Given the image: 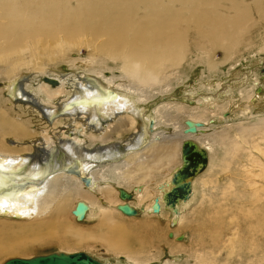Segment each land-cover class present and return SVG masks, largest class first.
Instances as JSON below:
<instances>
[{
    "label": "bare ground",
    "instance_id": "obj_1",
    "mask_svg": "<svg viewBox=\"0 0 264 264\" xmlns=\"http://www.w3.org/2000/svg\"><path fill=\"white\" fill-rule=\"evenodd\" d=\"M254 11L259 14V19H255ZM262 26L264 0H0V76L7 81L4 89H0V257L22 255L35 245L42 246L53 241L67 247L90 248L91 244L85 242L87 236L80 231L83 224L93 220L108 232L107 228L115 224L113 214L116 213L130 220L144 215L163 220L168 215L172 227L186 223L184 209L196 198L198 182L195 179L209 165L212 166L209 161L213 147L203 137L207 126L206 116L203 115L210 110L214 120H224L225 114L219 113L226 109L222 104L225 100L229 105H234L235 89L244 88V82H240L244 77L242 73H237L234 76L236 82L226 87L223 93L197 97L201 98L200 103L203 102L197 104V109L200 108L202 113L197 112L195 107L177 102H162L164 104L156 105L152 110L146 109L145 105L159 93L172 90V77L179 73L194 53L206 56L205 63L208 64L209 59V65L213 68L211 55L214 52L221 49L227 58L232 57L242 43L247 46L255 44L253 41L251 43V32ZM83 48L89 51L88 59L81 61L86 77L91 73L100 80L88 78L85 85H78L73 101L64 102L61 108H43L50 125L62 123L60 117L66 116L60 115L62 110L70 113L81 111L91 124L92 132L86 135L83 129H79L91 142L111 141L116 135L115 139H119L124 132L136 127L135 139L130 141L123 153L118 147L112 150L110 145L103 147L109 148L107 151L95 149L86 155L82 149L85 142L81 139H75L78 145L70 142V146L58 152L53 135L43 129L44 150L35 155L22 153L30 148L19 149L10 145L8 137L13 136L24 142L41 134L33 131L30 120L23 121L20 116L18 121L15 119L17 115L11 113L13 100L24 98L17 81L19 76L28 68L39 74L40 79L49 75L54 82L50 83L57 85L58 82L52 80L56 75L49 74L50 65L56 61L65 63L68 55L76 50L79 53ZM67 61L73 69H79V60ZM110 61L120 65L121 78H116L114 74L109 77L112 71L108 65ZM251 78L252 75H247L245 79L250 82ZM49 81L46 82L49 84ZM47 83L41 84L38 94L47 99L44 101L46 105H51L66 93V80H61L57 88ZM261 83L255 80L252 87ZM5 90L10 93L8 98L4 97ZM187 93V97H184L188 100L195 96L192 92ZM241 94L245 96L244 91ZM263 97L264 86L251 90L248 94L250 106L256 108L264 105ZM185 102L194 104L187 100ZM230 111L234 114V110ZM119 114L124 115L122 119L105 126L113 123ZM185 117L188 119L182 126L180 120ZM244 134L242 132L237 140L220 138V145L228 151L224 171H228L244 152V140L250 136ZM260 134L264 137V130ZM186 139H192L206 149L208 164L201 173L190 178L192 191L189 198L181 200L173 209L165 202L164 194L172 188L173 174L182 164V145ZM85 177H89L90 182ZM231 178H227L230 184L227 182L229 185L220 189L224 200L234 196L236 185ZM214 181V178L203 179V187L214 184ZM129 183L134 186L132 191L126 188ZM122 189L131 197L122 198ZM252 195L249 194L250 197ZM256 200L261 203V196L257 195ZM79 204L82 205L81 211H75ZM124 205H129L135 212L126 213L122 210ZM250 206L249 210L245 208L248 211L245 213V223L252 238V241L248 239L251 241L249 247L255 249L259 245L258 237L262 236L264 230V206ZM219 213L222 216L221 224L227 212ZM102 226H98L99 230ZM54 230L74 238L53 237ZM174 234H170V237L173 238ZM93 236L92 239L96 240L97 235ZM188 236L179 235L176 239L185 242ZM105 241L115 258H120L121 264H144L142 254L132 251L122 229L112 228ZM54 253L71 254V251ZM87 255L99 264H114ZM201 263L204 261L201 260ZM155 264L173 263L169 260Z\"/></svg>",
    "mask_w": 264,
    "mask_h": 264
},
{
    "label": "rangeland",
    "instance_id": "obj_2",
    "mask_svg": "<svg viewBox=\"0 0 264 264\" xmlns=\"http://www.w3.org/2000/svg\"><path fill=\"white\" fill-rule=\"evenodd\" d=\"M253 15L256 16H254L255 19L260 18L256 11L253 12ZM253 31L251 32L250 39L251 43L252 41L255 43L253 44L254 46H247L243 45L244 43H242L238 52L234 53V55L229 58H227L223 50H217L211 55V59L214 60L213 68H211L209 65V59L208 64L205 63L207 58L206 56H197L198 54L194 53V56L189 57L186 64L181 67L182 70L180 69L179 73L176 72L172 77V90L167 93H159L155 99H152L145 105L146 109L152 110L156 105L159 106L164 104L162 102H177L176 104L181 103L187 104L186 106L189 105V107H195L197 112H201L200 108L197 109V104L200 103L199 101L201 98L197 99V97H203V95L211 97L215 94L217 95V93H223L226 87L236 82L234 80V76L237 73H242L244 77L242 81H240L244 82V88L235 89L233 95L234 105H229L225 100L222 104L226 106V109L219 113L221 115H226H224V120H214L215 117L210 110H208V114L205 113L203 115L204 117L206 116L205 118L207 119V126L204 130L203 137L206 138V143L210 146L212 145L213 147V152L209 161V164H212V166L210 167L209 165L208 169L195 179L198 182L196 186L197 188L195 189L196 198L184 209L186 223L182 225H176L177 227H172L169 219L167 218L168 215L164 216L163 220L145 215L141 216L137 220H130L124 215H121V213H116L113 214L115 224L107 228L108 232H106V228H104L101 224L100 225L103 229L101 228V230H99V227L101 226L97 225L99 223L96 221L95 223L93 220L83 224V229L80 231L87 236L85 242L91 244L90 248H80L78 246L75 247L74 245L67 247L53 241L42 246L35 245L31 249L22 253V255L2 256L0 257V264L5 263V261L12 258L29 259L35 256L48 255L58 251L65 253L70 251L71 253L85 252L96 259L101 260L102 262H104L103 260L105 259V262L107 260L106 263L121 264L120 258H118V260L115 258L116 256L112 251L109 250V246L107 245L108 243L105 241L106 236L109 235L111 229L115 227H118L125 232L128 240L130 241V248L133 252L142 254L144 264L156 262L167 263L169 260L173 264H206V262L207 264H210L209 261H211V264H264V230L262 236L258 237L260 239L258 242L259 245H257L255 249L254 247L250 248L248 243L252 241V238L248 235V225L245 223V213L251 208V204L264 206V137L260 134V131L264 130V105L262 104L261 106L253 108L249 104L250 99H248V94L251 93V90L264 86V26ZM253 33L255 35H252ZM71 54V56L68 55V58L65 60L66 62L63 61L65 63H62V61H56V63H53L48 68L49 74H52V76L56 75L55 78L52 77V80L57 81V85L50 83L52 81L47 74L40 79L39 74L29 70L28 68L22 71V74L19 76L17 81L24 98H20L18 101L16 99L13 100L14 104H12V106L15 108V111H13V108L11 113L14 116L17 115L15 119L18 121L21 119L20 116L22 117L23 121L30 120L32 127L34 128L33 131L37 130L38 135H41L35 139L25 140L24 142L18 141L13 136H10L7 139L8 143L10 145L17 146L19 149H22L23 147L25 148L27 146L30 148V150H25L22 153L26 152L24 154L30 153L35 155L37 152L44 150L45 139L43 138V129H47V131L53 135V140H56L58 152L61 151V148L70 146V142L75 144V139H81L85 142L82 144V149L86 152V155H90V153L95 149H102L103 147L110 145H112V147L109 148L112 150H116L115 148L118 147L120 153H123V150L131 144L130 141L135 139V134L137 131H134L136 130V127L128 132H124L123 136H121L119 139H115L117 136L115 134V138L111 141L93 143L88 137L85 136V134L88 135L92 132L90 131L91 124L87 121V117L84 116L85 114L81 111H71L70 113L62 110L60 115H66L60 117L63 120L62 123L50 125V121L47 118V113L43 110V108H61L65 105L64 102L67 103L73 101L78 85H85V80L88 78L99 79L91 73H89L88 77H86L87 73L85 72L84 68L81 67L83 64L81 61L86 60L89 57V51L86 50V48L81 49L79 53L78 50H76V52L74 51ZM68 59L79 60V69H73L68 64ZM108 65L112 69L111 72L106 70L107 72H110L109 74H111L109 77L114 74L116 78H121L123 74L119 72L120 70L118 68L120 67L118 66L120 65L114 63L113 61H110ZM1 68H3V66H1ZM247 75H252V78L249 79L250 82L245 79ZM48 79L50 80L49 84L46 82ZM175 79L177 80L175 81ZM61 80H66V93L63 97L55 100V102H53L51 105H46L44 101L47 99L45 97H41V95L38 94L39 87L42 83H47L53 88H57L59 87ZM253 80H259L260 83H262L252 87L254 83ZM6 83V79L3 76H0V89L3 90L6 86ZM214 88H216V90ZM6 90L4 91V97L8 98L10 93ZM240 91H244L245 96H243ZM187 92H192L195 94V96L188 100L185 98L187 97ZM185 100L193 102L194 104H189L188 102H185ZM201 103L203 102L201 101ZM244 109H248L249 112H243L246 111ZM202 110H204V107H202ZM230 110H234V114ZM43 111L45 114H43ZM70 114H72V116ZM122 116L124 115L119 114L114 118L112 121L113 123L109 122L105 126L108 124L113 125L115 122L122 119ZM187 119L188 118L185 117L180 120L182 126H185V121ZM79 128L83 129L85 134L81 133L82 130ZM253 130L255 133H253ZM173 131L174 130L172 129L171 132L173 133ZM242 132H245L244 135H250L246 140H244V145L242 147L244 152L241 153L242 156L240 155V157H238L236 162L231 166L230 169H228V171H224L223 164H225V161L227 162L228 151L227 148L220 145L219 140L221 137H227L228 140L229 138L232 140H237ZM99 133L100 132H98V134ZM109 148H103V150L107 151ZM220 161L223 162L220 164ZM142 170H144L143 167ZM143 175L141 177H143ZM231 176V180L234 181L236 186L234 190V196H229L230 198L228 197L226 199L228 201L227 202L222 198L223 195L221 194L223 193L221 190L224 189L228 183L230 184V180H227V178H230ZM210 178H214V184H208V186L204 185L203 187V179L208 180ZM215 184L216 186L214 187ZM126 188L127 190L132 191L134 186L129 183L126 185ZM253 189H255L256 192ZM249 194L253 195L250 197ZM257 195L261 196V203L257 202ZM220 197L222 198L221 202ZM250 200L252 202H250ZM135 204L138 203L135 202ZM221 205H226L224 206L226 210L222 208ZM243 205L244 207H242ZM220 208L223 210H220ZM223 211H226L227 213L224 214L225 217L223 216V223L220 224L219 222L221 221L222 216L219 212ZM262 214L264 215V212ZM243 219H245V221H243ZM73 225L74 224L72 223V226ZM74 226L77 227L76 225ZM1 227L2 226L0 225V229H2ZM212 231L215 232L212 234ZM60 232L54 230L52 231V236H66L67 239H69V235ZM173 233H175L173 236L174 239L170 237V234ZM176 234H178V236ZM184 234L187 236L189 235V238L187 237L184 240L185 242H180L176 239L179 237V235L181 237ZM93 235H97L96 240L92 239ZM70 238V240H73L74 237ZM143 243H146V246H143ZM180 243H184L185 245L180 246ZM146 260L151 261L148 262ZM201 260H203L204 263H201ZM213 260H215L214 263ZM122 264L128 263L122 262Z\"/></svg>",
    "mask_w": 264,
    "mask_h": 264
},
{
    "label": "water",
    "instance_id": "obj_3",
    "mask_svg": "<svg viewBox=\"0 0 264 264\" xmlns=\"http://www.w3.org/2000/svg\"><path fill=\"white\" fill-rule=\"evenodd\" d=\"M207 164L208 154L206 149L192 139L184 140L182 145V164L173 174L172 188L164 194V200L168 206L176 209L177 204L181 200L189 198L192 191L190 178L201 173L206 168ZM85 180L90 182L89 177H85ZM120 195L122 198L131 197V195L123 189ZM79 206L80 207L76 208L75 211H81L82 205L79 204ZM122 210L130 214L135 212L129 205L122 206ZM3 264H99V262L84 252H77L71 254L51 253L29 259L12 258L5 261Z\"/></svg>",
    "mask_w": 264,
    "mask_h": 264
}]
</instances>
